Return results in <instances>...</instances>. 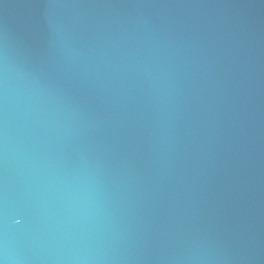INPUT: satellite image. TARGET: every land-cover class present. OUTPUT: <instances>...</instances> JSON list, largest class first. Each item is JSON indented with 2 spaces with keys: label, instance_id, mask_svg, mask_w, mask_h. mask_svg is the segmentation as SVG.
I'll list each match as a JSON object with an SVG mask.
<instances>
[{
  "label": "water",
  "instance_id": "obj_1",
  "mask_svg": "<svg viewBox=\"0 0 264 264\" xmlns=\"http://www.w3.org/2000/svg\"><path fill=\"white\" fill-rule=\"evenodd\" d=\"M0 264H264V0H0Z\"/></svg>",
  "mask_w": 264,
  "mask_h": 264
}]
</instances>
